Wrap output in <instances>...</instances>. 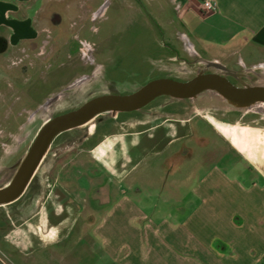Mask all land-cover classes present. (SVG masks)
Segmentation results:
<instances>
[{"label": "crops", "instance_id": "0c3cea01", "mask_svg": "<svg viewBox=\"0 0 264 264\" xmlns=\"http://www.w3.org/2000/svg\"><path fill=\"white\" fill-rule=\"evenodd\" d=\"M52 1L0 0V57L50 30ZM61 1L99 8L105 0ZM202 2L153 5L204 59L264 66V0H214L210 12ZM113 114L50 143L67 144L57 151L67 152L72 174L58 172L46 189L34 188L31 204L24 202L30 180L0 205V264H264L258 154L247 156L216 124L194 117L146 125L144 117ZM246 127L264 137V129Z\"/></svg>", "mask_w": 264, "mask_h": 264}, {"label": "rangeland", "instance_id": "374dc122", "mask_svg": "<svg viewBox=\"0 0 264 264\" xmlns=\"http://www.w3.org/2000/svg\"><path fill=\"white\" fill-rule=\"evenodd\" d=\"M140 1L105 0L97 8L67 6L54 0L50 5V30H45L30 48L20 46L10 56L0 57V188L11 183L42 125L94 96L131 94L159 78L185 82L200 73H222L207 67L206 62L237 73L238 79L227 76L234 85L264 86V66L240 63L226 55L217 61L204 59L179 34L178 27H172L171 22L167 25L159 17L153 5L158 0ZM110 114L114 115L104 113L70 132L81 136L85 127ZM129 114L132 119L144 117L149 121L146 125L172 115L222 122L217 127L235 139H230L233 145L247 156L258 154L257 162L264 167V137L246 127L264 129V104L235 106L207 90L184 100L158 96ZM57 148H48L47 158L29 183L25 203H33L37 197L33 189H46L58 172L61 178L72 174L74 166L67 164V152L58 156L57 151L66 149L67 144ZM65 182L60 184L65 186ZM66 185L77 188L75 182ZM10 214L19 216L15 208Z\"/></svg>", "mask_w": 264, "mask_h": 264}, {"label": "water", "instance_id": "95a60500", "mask_svg": "<svg viewBox=\"0 0 264 264\" xmlns=\"http://www.w3.org/2000/svg\"><path fill=\"white\" fill-rule=\"evenodd\" d=\"M205 64L214 70L220 69L222 73H200L185 82L174 79H154L131 94L110 93L94 96L79 108L54 116L45 125H42L35 142L23 159L11 183L0 188V205L12 202L24 191L56 135L82 126L102 113H129L145 107L158 96L184 100L198 96L207 90L220 95L230 104H264V86L234 85L228 81L227 76L238 79L237 73L216 63L206 62Z\"/></svg>", "mask_w": 264, "mask_h": 264}, {"label": "built area", "instance_id": "2783aa9c", "mask_svg": "<svg viewBox=\"0 0 264 264\" xmlns=\"http://www.w3.org/2000/svg\"><path fill=\"white\" fill-rule=\"evenodd\" d=\"M202 9L205 12H210L212 10L214 11L215 9L214 0H203Z\"/></svg>", "mask_w": 264, "mask_h": 264}, {"label": "flooded vegetation", "instance_id": "af4514ba", "mask_svg": "<svg viewBox=\"0 0 264 264\" xmlns=\"http://www.w3.org/2000/svg\"><path fill=\"white\" fill-rule=\"evenodd\" d=\"M219 65V64H218ZM214 124H216V123H214ZM217 125V124H216ZM237 130V129H236ZM224 135H226L229 139H232V137H230L231 135H229V134H227L226 132H224L223 133ZM236 135V134H235ZM234 135V137H237V136H235ZM233 140V139H232ZM234 142H235V139L233 140ZM233 144V143H232ZM263 150H264V148H262V152H263ZM252 155H249V157H251Z\"/></svg>", "mask_w": 264, "mask_h": 264}, {"label": "bare ground", "instance_id": "6f19581e", "mask_svg": "<svg viewBox=\"0 0 264 264\" xmlns=\"http://www.w3.org/2000/svg\"><path fill=\"white\" fill-rule=\"evenodd\" d=\"M230 104V103H229ZM231 105H235V106H240V105H244V104H231ZM252 105V104H251ZM244 106H248V105H244Z\"/></svg>", "mask_w": 264, "mask_h": 264}]
</instances>
